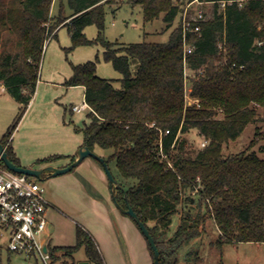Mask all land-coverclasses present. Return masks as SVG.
Segmentation results:
<instances>
[{
  "label": "trees",
  "instance_id": "obj_1",
  "mask_svg": "<svg viewBox=\"0 0 264 264\" xmlns=\"http://www.w3.org/2000/svg\"><path fill=\"white\" fill-rule=\"evenodd\" d=\"M203 1L214 3L213 15L200 24L198 33L187 34L193 46L185 58L193 72L189 76L184 74L180 18L166 42L114 48L101 37L105 7L113 0H68L71 14L64 18L50 16L53 0L0 1V84L19 104L7 139L0 141L8 158L20 166L8 138L35 93L46 37L63 24L72 47L100 40L104 60L122 75L120 87L98 77L94 61L72 65L64 84L84 87L89 107L83 125L74 128L90 150L108 152L105 162H114L113 176L122 187L116 190V200L125 207L126 193L155 241L160 264H175L177 251L201 233L207 217L220 231L218 245L264 244V159L247 150L227 157L222 153L223 145L237 139L249 123L264 121V0ZM132 3L141 7L146 22L161 16L169 27L179 17L172 0ZM88 25L97 27V39L85 36ZM5 33L16 35L12 45L2 39ZM185 94L197 102L189 103ZM165 130L169 133L164 135ZM191 130L207 141L194 154L182 137ZM160 137L172 168L158 154ZM63 158L51 155L37 164ZM179 207L178 225L166 238ZM81 248L88 262L105 264L95 241L80 226L75 244L48 248L50 261L58 259L56 251H65L73 263Z\"/></svg>",
  "mask_w": 264,
  "mask_h": 264
},
{
  "label": "rangeland",
  "instance_id": "obj_2",
  "mask_svg": "<svg viewBox=\"0 0 264 264\" xmlns=\"http://www.w3.org/2000/svg\"><path fill=\"white\" fill-rule=\"evenodd\" d=\"M0 1L8 2L9 0ZM206 6L207 10L212 12L213 7ZM59 12L61 13L59 14ZM70 14L68 0H53L50 16L64 18ZM178 22V16L169 27H166L161 16L146 22L143 19L141 7L134 5L132 0H113L105 7L104 28L101 37L107 42L114 43V48L143 41L163 43L168 40L169 34ZM84 34L89 40H95L98 37V29L95 25H88L84 29ZM4 38H8L12 45L16 35L5 33L2 39ZM2 49L3 47H1ZM104 49L105 47L100 40L72 47L68 26L63 24L46 37L38 70L36 86L38 97L32 106H28L17 128L8 138V142L14 150L16 147L18 148L17 145L22 147V143H27L21 149L22 152L25 149L23 152L25 159L37 153L38 149L41 152L52 149L57 142L56 140L61 138L62 129L65 130V127L69 125H72V129L74 125L81 127L83 121L86 120L89 112L86 107L81 112L71 113L69 111L72 105L82 104L84 100L83 90L63 85L65 78H69L72 73V65L94 61L96 63L95 74L100 78L113 80L114 86L120 87L122 75L114 69L111 62L104 60ZM131 68L132 72H135L136 63ZM192 73L187 67L184 68L185 75L189 76ZM189 86L187 81L185 83L186 90ZM186 93L188 94V92ZM186 100L191 103L194 102L190 98ZM260 113L262 115L261 111ZM18 114L19 104L7 91L0 90V141L7 139L6 133L17 119ZM20 127L18 133L17 130ZM77 134L81 137L80 132ZM182 137L187 140V145L190 146L193 154L200 149L202 138L196 130H191L183 134ZM244 150L255 152L258 157L264 159V121L259 119L249 123L237 139L228 141L222 147V153L225 157ZM48 155L42 157H48ZM108 167L115 176L117 171L114 162H110ZM29 180L39 182L38 179L31 176H29ZM191 194L196 197L195 191ZM181 212L182 208L179 207L178 213L172 216V222L165 235L166 238L175 231ZM138 231L141 233L139 229ZM219 236L220 231L214 220L207 217L201 233L191 238L177 251L175 264H264L263 243L241 242L218 245ZM142 238L151 256L148 243L143 235ZM39 240L43 242L41 237ZM7 242V235L0 227V264H44L39 256L10 252L7 250ZM55 254L58 259H55L53 263L49 260V264L71 263V259L65 251H56ZM84 256V249L81 248L76 253L75 258Z\"/></svg>",
  "mask_w": 264,
  "mask_h": 264
},
{
  "label": "crops",
  "instance_id": "obj_3",
  "mask_svg": "<svg viewBox=\"0 0 264 264\" xmlns=\"http://www.w3.org/2000/svg\"><path fill=\"white\" fill-rule=\"evenodd\" d=\"M72 87L83 90L84 98V87ZM0 90L6 92L4 85L0 84ZM37 97L38 92L34 93L28 106H32ZM72 106L69 108L71 113ZM71 126L62 129L61 138L56 140L52 149L42 152L36 149L37 153L27 159L23 153L25 149L21 151L27 143H22V147L17 145L18 148L13 151L20 166L35 169L48 165L58 168L67 166L70 158H75L77 150L83 145L82 135L78 136L74 126L73 129ZM94 152L104 159L108 155V152L98 148ZM48 154L65 158L50 164H37V160ZM42 178L39 183L44 188L47 202V228L40 237L47 248L75 244L76 227L80 226L95 241L105 264H153L136 224L115 206L106 174L97 161L87 157L70 172L54 177L48 172L42 174ZM76 253L74 262L70 264L88 262L86 256L75 258Z\"/></svg>",
  "mask_w": 264,
  "mask_h": 264
},
{
  "label": "built area",
  "instance_id": "obj_4",
  "mask_svg": "<svg viewBox=\"0 0 264 264\" xmlns=\"http://www.w3.org/2000/svg\"><path fill=\"white\" fill-rule=\"evenodd\" d=\"M172 1L179 7L184 68H186V55L193 50V46L187 42V34L200 31V24L213 15V10L212 12L207 10L206 5L212 8L214 3L203 0ZM224 5V1L220 3V7ZM192 101L196 102L193 99ZM85 107L89 109L83 100L82 104L72 106L71 110L81 112ZM168 133L169 130L164 131V135ZM206 144L207 141L202 138L200 148ZM158 154L162 160H167L168 167L172 168L171 162L163 153L161 137L158 141ZM46 209L44 188L40 183L29 180V176L10 171L0 160V227L7 235V250L39 256L44 264H49L48 248L39 240L47 228Z\"/></svg>",
  "mask_w": 264,
  "mask_h": 264
},
{
  "label": "water",
  "instance_id": "obj_5",
  "mask_svg": "<svg viewBox=\"0 0 264 264\" xmlns=\"http://www.w3.org/2000/svg\"><path fill=\"white\" fill-rule=\"evenodd\" d=\"M91 157L97 162L101 164L103 167V170L106 174L109 187L112 192V199L115 204V206L124 214L128 215L134 223L138 226L139 230L141 231L142 235L146 239L148 245L151 247L152 252H153V264H160V252L155 244V241L150 234L149 230L147 229L146 225L139 219L137 214L134 212L132 207L127 201V195L124 193V199H125V207L120 205L117 200H116V190L121 189L122 187L117 183L116 179L114 178L113 174L111 173L108 164L105 162V159L101 157L100 155L96 154L94 151L90 150L87 146L82 145L76 152V157L75 159L69 163L65 167H54L51 165L45 166L40 169H35V168H29V167H22L14 164L12 161L7 156V153L5 151L4 146L0 142V160L3 162L5 167L9 169L10 171L17 173V174H22L26 176H31L35 177L39 181L42 180V174L45 173H50V176H58L65 174L67 172H70L72 169H74L76 166H78L85 158ZM45 250V248H44ZM78 264H89V262H79Z\"/></svg>",
  "mask_w": 264,
  "mask_h": 264
}]
</instances>
